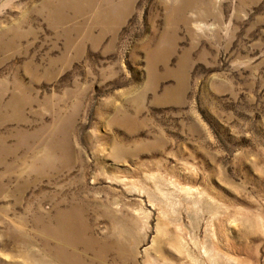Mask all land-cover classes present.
<instances>
[{"label": "rangeland", "instance_id": "374dc122", "mask_svg": "<svg viewBox=\"0 0 264 264\" xmlns=\"http://www.w3.org/2000/svg\"><path fill=\"white\" fill-rule=\"evenodd\" d=\"M0 264H264V0H0Z\"/></svg>", "mask_w": 264, "mask_h": 264}]
</instances>
